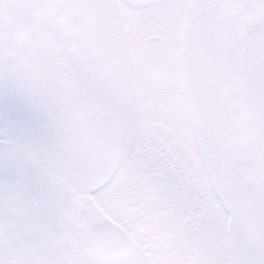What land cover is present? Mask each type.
<instances>
[{
  "label": "snow or ice",
  "instance_id": "6c2138e0",
  "mask_svg": "<svg viewBox=\"0 0 264 264\" xmlns=\"http://www.w3.org/2000/svg\"><path fill=\"white\" fill-rule=\"evenodd\" d=\"M0 264H264V0H0Z\"/></svg>",
  "mask_w": 264,
  "mask_h": 264
}]
</instances>
